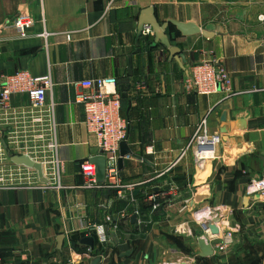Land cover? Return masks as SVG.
I'll return each mask as SVG.
<instances>
[{"label": "crops", "instance_id": "1", "mask_svg": "<svg viewBox=\"0 0 264 264\" xmlns=\"http://www.w3.org/2000/svg\"><path fill=\"white\" fill-rule=\"evenodd\" d=\"M149 7L159 23H192L212 37H184L172 28L180 64L141 38L133 55L138 15ZM21 12L32 19L23 38L10 24ZM0 39V76L25 70L51 77L46 103L54 105L63 186L0 188V264H264V201L245 190L250 179L264 176V0H0ZM129 57L133 76L122 111L126 143L141 159L126 156L113 182L145 184L120 200L114 190L107 197L81 188L79 165L100 149L77 100L87 79L114 77L119 89ZM204 62L222 67L230 91L240 93L200 96L189 89L192 67ZM140 82L146 91L138 93ZM11 106L26 107V96L14 95ZM204 121L208 134L220 137L216 159L196 170L188 154L173 172L149 181ZM12 164L2 169L22 167ZM170 180L180 197H156ZM218 204L231 211L223 229L233 233V245L205 257L193 214ZM89 227L106 234L103 251L70 242Z\"/></svg>", "mask_w": 264, "mask_h": 264}, {"label": "built area", "instance_id": "2", "mask_svg": "<svg viewBox=\"0 0 264 264\" xmlns=\"http://www.w3.org/2000/svg\"><path fill=\"white\" fill-rule=\"evenodd\" d=\"M10 24L17 36L23 38L32 24V19L27 13L21 12ZM42 36L46 37L47 34L44 33ZM142 36L153 38L154 33L149 26H145ZM79 85L83 92L77 101L83 107L84 125L97 139L101 155L106 162V179L103 184L97 181L94 164L84 161L79 165L81 188L92 192L114 190L117 198L124 200L127 193H133L145 182L129 184L113 182L118 173L120 144L126 142L128 138V122L120 114L121 96L118 80L114 77L92 78L82 81ZM187 86L200 96L212 95L218 90L227 95L240 93L230 91L229 79L222 67L206 62L192 67ZM52 87L53 82L49 75L33 77L25 70H18L0 76V165L5 162L7 165H13L9 159L12 155L26 156L41 166L42 177L46 181L40 182L37 172L33 169L23 166L19 171L2 169L7 167L5 164L0 169V188L18 185L43 191L62 189L54 105L46 103V92ZM135 91L138 93L146 91L145 84L143 82L136 84ZM14 95H25L27 106L12 107L11 98ZM204 126L205 121L193 132L186 146L180 149L178 156L163 172L149 181L173 172L188 154H191L196 170L203 169L207 162L216 159L220 137L217 134H208ZM148 154H154L152 148ZM165 186L168 190L160 192L156 197L171 200L180 197V188L173 181H167ZM245 190L246 195L257 196L264 201V176L250 179ZM230 215V209L222 204L207 206L193 214L194 223L203 230V237L200 239L210 245L216 255L227 253L233 245V233L223 229ZM212 226L216 227L217 234L212 233ZM85 237H93L100 246L108 242L106 234L100 227H89Z\"/></svg>", "mask_w": 264, "mask_h": 264}, {"label": "water", "instance_id": "3", "mask_svg": "<svg viewBox=\"0 0 264 264\" xmlns=\"http://www.w3.org/2000/svg\"><path fill=\"white\" fill-rule=\"evenodd\" d=\"M169 25L175 27V29L184 37L192 36L201 34L205 38H211L212 34L207 33L206 31H201V29L192 24V23H180L176 21L169 20L165 23H159L155 17L154 9L149 7L140 11L138 15V27H137V36L135 41L136 50L134 51L133 55L140 53L139 48V40L142 37V31L145 26H149L153 33H154V46L160 45L161 47L165 48L169 53V60H175L180 64V57L181 51L179 48L173 46L170 42V39L167 35V29ZM133 76V67H132V57H129L128 60V68L126 71V77L122 78L119 81V92L122 100L128 99V94L130 91V78ZM102 152L100 150L97 156L92 157L88 160L89 163L94 164L96 167V178L99 184H103L106 179V162L104 157L101 155ZM126 156H130L135 159H141V157L136 156L131 149L128 147L126 142L120 144L119 147V158L117 161V168L120 171L124 165V158ZM11 162L15 165L24 166L30 169H35L38 173V177L40 182L44 183L45 180L42 177L41 166L39 164L33 163L28 157L26 156H12ZM107 197L111 195V190L106 192ZM128 220V218L123 219ZM130 223L136 224L137 218L136 215H133L129 219ZM212 233L217 234L216 227L212 226ZM64 240V236L60 235L57 238V249H61L62 242ZM82 245L88 246L90 249H93L94 246V238L93 237H84L81 242ZM198 247L202 252L203 256H211L213 254L212 248L210 245L206 244L203 239L198 240ZM99 260H95L94 264H98Z\"/></svg>", "mask_w": 264, "mask_h": 264}, {"label": "trees", "instance_id": "4", "mask_svg": "<svg viewBox=\"0 0 264 264\" xmlns=\"http://www.w3.org/2000/svg\"><path fill=\"white\" fill-rule=\"evenodd\" d=\"M174 28L173 26L169 25L168 29H167V35L169 37V31ZM170 39V37H169ZM141 40L142 41H145L149 46H152L154 47V43H153V39L152 38H149V37H141ZM128 101V99H126ZM123 103H122V100H121V110H120V113H121V116L124 117V114H123V111H122V106ZM84 238V234H74L70 237V242H72L73 244H79L81 242V240ZM94 245H96L98 247V249L100 251H103V248L98 245L97 241H94Z\"/></svg>", "mask_w": 264, "mask_h": 264}]
</instances>
